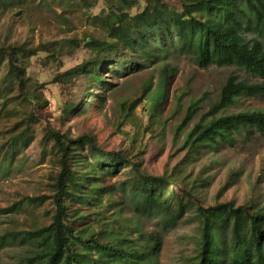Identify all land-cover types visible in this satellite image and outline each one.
<instances>
[{"label":"trees","instance_id":"obj_1","mask_svg":"<svg viewBox=\"0 0 264 264\" xmlns=\"http://www.w3.org/2000/svg\"><path fill=\"white\" fill-rule=\"evenodd\" d=\"M168 1L172 0H146L145 6L132 14L128 8L138 0H122L124 5L100 17L105 36L86 37L96 57L65 74H77L83 65L90 84L98 88L109 82L99 59L102 53L111 58L109 64L121 58L120 66L142 67L165 57L171 49L192 55L201 66L236 65L259 80L250 82L231 72L216 101L188 131L183 146L197 151L215 148L222 141L233 143L237 133L249 127L264 136V108L226 111L242 94H264V0H177L180 7ZM38 49L0 44V59L7 58L3 81L9 90H17L21 101L34 100L20 122L41 120L39 112L46 103L26 73L25 60ZM154 82L155 73H151L140 95L129 104L131 110L147 98ZM200 100L189 102L178 131L197 114ZM44 140L51 141L50 149L59 166L51 176V192L26 195L20 202L38 205L51 201L55 207L51 219L30 228H7L0 234V247L11 243L30 247L21 264H161L163 233L175 228L190 209L199 220L194 264H264V206L257 201L202 204L193 185L180 173L150 172L143 167V159L128 151L105 148L92 133L70 136L55 128L51 120ZM124 171L127 176L118 187L128 199V208L156 219L160 230H141L134 236L120 224V215H106L91 201V190L104 194L115 190L103 182L105 175ZM13 209L14 205L0 207V212Z\"/></svg>","mask_w":264,"mask_h":264},{"label":"rangeland","instance_id":"obj_2","mask_svg":"<svg viewBox=\"0 0 264 264\" xmlns=\"http://www.w3.org/2000/svg\"><path fill=\"white\" fill-rule=\"evenodd\" d=\"M168 3L181 6L177 0ZM145 4L146 0H138L128 9L134 14ZM119 5L124 2L0 3V44L40 48L26 58V73L46 99L43 112H39L41 120L20 122L22 115L34 106V100L21 101L16 89L9 90L3 81L7 58L0 59V207L14 205L13 210L0 212V234L7 228H30L51 219L55 208L51 201L38 205L20 202L26 195L50 193L52 173L59 169L50 149L51 141L44 140L48 120L70 136L92 133L103 147L128 151L143 159V167L150 172L180 173L193 185L202 204L226 200L244 204L255 200L264 206V136L253 127L241 129L233 143L222 141L215 148L191 151L183 146L188 131L216 101L231 72L250 82L259 80L256 75L236 65L201 66L192 55L175 49L142 67L120 66L121 58L118 63L109 64L111 58L102 53L99 59L109 82L98 88L95 83L90 84L83 65L79 73L65 74L96 57L86 37L105 36L101 18ZM151 73H155L153 88L131 110L129 104L140 95ZM194 99H201L199 111L178 131V124ZM254 108H264V94H242L226 111ZM126 176L125 171L116 176L105 175L103 182L115 186V190L108 194L91 190V201L106 215H120V224L134 236L141 230H160L156 219L137 215L128 208V199L118 187ZM198 223L195 211L190 209L175 228L163 233L161 264H194L200 240ZM29 252L27 244L2 246L0 264H21L23 255Z\"/></svg>","mask_w":264,"mask_h":264}]
</instances>
